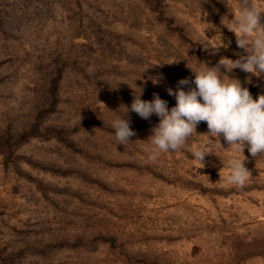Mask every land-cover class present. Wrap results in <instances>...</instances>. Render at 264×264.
<instances>
[{"label": "rangeland", "instance_id": "374dc122", "mask_svg": "<svg viewBox=\"0 0 264 264\" xmlns=\"http://www.w3.org/2000/svg\"><path fill=\"white\" fill-rule=\"evenodd\" d=\"M242 2L0 0V264H264V157L245 147L250 180L223 189L239 155L223 135L151 160L160 118L131 110L141 88L170 110L192 69L246 54L224 26ZM221 75L264 94V74ZM199 147L218 154L202 168Z\"/></svg>", "mask_w": 264, "mask_h": 264}, {"label": "clouds", "instance_id": "9594fccd", "mask_svg": "<svg viewBox=\"0 0 264 264\" xmlns=\"http://www.w3.org/2000/svg\"><path fill=\"white\" fill-rule=\"evenodd\" d=\"M229 4V0H228ZM231 7V5L229 4ZM264 5L258 0H243L239 12L234 18L224 24L235 33L236 43L244 49V55L233 61L222 57L215 67H204L199 71L192 69L194 80L187 78L178 81L177 90L168 89L169 95L176 98V105L170 110L168 102L159 94L154 93L151 101L141 99L143 89L135 91L131 110L142 119L148 120L153 114L160 118L158 126L153 129V135L148 139L153 147L149 159H157L160 153L179 152L185 149L190 139L195 135L207 136V143L218 142L220 137L235 153L228 161L229 171L220 176V187L228 189L246 187L252 174L246 168L244 149L247 147L252 157H264V94L253 98L247 87L242 86L238 78L225 79L221 69L231 73L236 67L260 77L264 74ZM227 47L223 42L214 47ZM171 63V62H170ZM89 75L94 74V67L86 69ZM153 84L159 81L155 78ZM194 84L195 87L190 85ZM184 86H189L185 91ZM125 112L123 117L112 121L111 127L115 129L117 144L127 145L130 137L136 135L130 127V118ZM206 122L208 132L198 134L197 125ZM214 137L215 141L210 139ZM223 147V146H222ZM215 153L206 147H199L192 151V157L199 162V168L204 166L205 156Z\"/></svg>", "mask_w": 264, "mask_h": 264}, {"label": "trees", "instance_id": "16d2710c", "mask_svg": "<svg viewBox=\"0 0 264 264\" xmlns=\"http://www.w3.org/2000/svg\"><path fill=\"white\" fill-rule=\"evenodd\" d=\"M253 93H254V98L258 97L259 94L257 92H255L253 89H252Z\"/></svg>", "mask_w": 264, "mask_h": 264}]
</instances>
